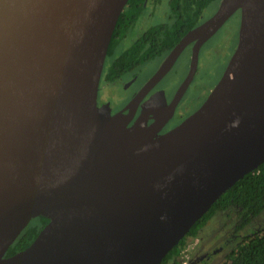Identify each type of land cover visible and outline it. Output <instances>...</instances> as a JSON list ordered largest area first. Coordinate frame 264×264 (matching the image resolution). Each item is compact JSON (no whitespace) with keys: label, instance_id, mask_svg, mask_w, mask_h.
Returning a JSON list of instances; mask_svg holds the SVG:
<instances>
[{"label":"water","instance_id":"obj_1","mask_svg":"<svg viewBox=\"0 0 264 264\" xmlns=\"http://www.w3.org/2000/svg\"><path fill=\"white\" fill-rule=\"evenodd\" d=\"M129 0H0V264H161L170 252V137L98 106ZM240 13L238 42L203 104L171 137V249L264 162V0H221L171 50V69ZM170 71V52L150 79ZM25 250L10 246L37 217Z\"/></svg>","mask_w":264,"mask_h":264},{"label":"trees","instance_id":"obj_2","mask_svg":"<svg viewBox=\"0 0 264 264\" xmlns=\"http://www.w3.org/2000/svg\"><path fill=\"white\" fill-rule=\"evenodd\" d=\"M165 1L168 3L167 19L148 27L129 48L117 53L118 44L130 28L141 21L148 6L150 4L159 6ZM220 2L221 0H171V50L188 31L207 19L205 12L212 4L216 3L219 6ZM169 52L170 0H129L114 30L104 73H107L110 81H115L128 71L135 70L157 57L163 58ZM263 210L264 162L227 189L208 212L194 223L189 233L171 249V262L181 261L182 251L189 239H201L203 228L216 214L234 213L238 222L237 229H243L251 226ZM48 222L49 219L45 216L32 220L10 246L5 256H13L28 248ZM169 262L170 252L161 264ZM226 264H264V227L251 231L238 252H233Z\"/></svg>","mask_w":264,"mask_h":264},{"label":"rangeland","instance_id":"obj_3","mask_svg":"<svg viewBox=\"0 0 264 264\" xmlns=\"http://www.w3.org/2000/svg\"><path fill=\"white\" fill-rule=\"evenodd\" d=\"M218 5L212 4L205 12V17L208 18L214 14ZM168 3L165 1L159 6L150 4L142 20L133 25L128 31L127 35L118 44L116 52L120 53L129 48L132 43L150 26L157 24L167 19ZM240 25V13L236 12L225 25L209 39L200 52L198 74L196 80L191 84L190 94L197 96L196 99L202 100L208 96V92L214 87L217 81L221 78L232 54L234 53L237 42ZM162 57H157L146 64L139 70L143 71V76L146 77L162 64ZM190 53L186 52L177 62L174 69L171 71V82L183 79L190 68ZM170 81V73L166 78V82ZM124 85L120 82H115L106 86L105 96L107 100L114 104L120 103L119 98L125 94ZM118 99V100H117ZM197 100V101H198ZM195 98L193 103L197 102ZM198 105L196 104L195 108ZM237 217L233 214L218 213L208 221L203 228L201 239H189L181 256L183 262L190 263L200 256L198 253V246L201 243V248L206 247L210 250V258L208 260L196 261V264H226L232 253L239 250L241 244L244 243L251 231H255L264 227V210L261 215L254 219L251 226L243 229H237ZM201 240V242H200ZM218 248V249H217ZM217 250V251H216ZM215 251V252H213ZM213 252V253H211ZM194 254L193 258L191 257ZM202 254V253H201ZM190 261V262H189ZM208 261V263H206ZM187 263V264H188ZM170 264V262L168 263ZM171 264H178V262H171Z\"/></svg>","mask_w":264,"mask_h":264},{"label":"flooded vegetation","instance_id":"obj_4","mask_svg":"<svg viewBox=\"0 0 264 264\" xmlns=\"http://www.w3.org/2000/svg\"><path fill=\"white\" fill-rule=\"evenodd\" d=\"M192 48H193V44L189 45L182 52L178 60L186 52H189L190 56L192 57ZM165 57H163L162 61L165 59ZM177 62L174 64L171 71L174 69ZM106 64H107V58H106L105 67ZM141 67L132 70L130 72L128 71L127 73H125L123 76H121L115 81H110L107 78V73L105 74L103 71L100 87H99L98 106L99 107L109 106L112 114H123L124 116L122 118L125 117L124 119H126L125 121L128 126H132L136 122L142 120H144V122H146L150 126L151 124L156 123L158 119L163 118L167 122L162 128L158 130V134L160 136L170 137V81L166 82V78L170 73V71L159 82L153 84L152 86H148L150 79L153 77V75L156 73V71L160 66L157 68L156 71L152 72L146 77L143 76L144 72L139 70ZM189 70L190 68L188 69V73ZM188 73L186 74V76L183 77V79L181 80L178 79L174 82H171V137L174 135V131L176 130V128L187 117H189L192 113H194L208 97L206 96L202 100H198L196 99L197 96H192L190 94L191 84L196 80L198 70L193 81L186 89V91L181 96L177 95L179 88L182 85L185 78L187 77ZM115 82H120L122 85H124V89L126 91L124 96L119 98L120 103H118L117 105L116 104L113 105V103L107 100V97L105 96L106 86L113 84ZM212 89L213 86L210 89V91ZM210 91L208 93H210ZM194 98L196 101L198 100L195 104L193 103ZM196 104L198 105V107L193 110ZM199 245L200 246H198L197 250L198 253L200 252L199 254L200 256L196 257L193 254L191 257L192 258L193 256L196 257L194 261L191 262L189 261L190 263H188V262H183V260H181L180 262H178V264H187V263L196 264V261H199L200 258L201 259L203 258L201 261L208 260L210 258V253L208 252L214 249L207 250L206 247L200 249L202 244L199 243ZM206 263H208V261Z\"/></svg>","mask_w":264,"mask_h":264}]
</instances>
